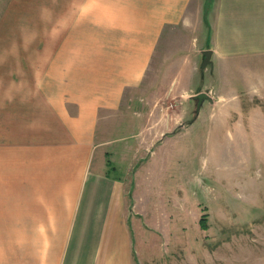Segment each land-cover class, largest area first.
<instances>
[{
	"label": "crops",
	"instance_id": "0c3cea01",
	"mask_svg": "<svg viewBox=\"0 0 264 264\" xmlns=\"http://www.w3.org/2000/svg\"><path fill=\"white\" fill-rule=\"evenodd\" d=\"M56 5L50 37L46 22L0 29V264H140L141 213L114 172L123 148L127 157L177 131L162 102L150 111L158 117L136 124L143 82L160 67L169 93L189 91L200 75L221 82L264 64V0ZM205 49L213 63L199 72Z\"/></svg>",
	"mask_w": 264,
	"mask_h": 264
},
{
	"label": "rangeland",
	"instance_id": "374dc122",
	"mask_svg": "<svg viewBox=\"0 0 264 264\" xmlns=\"http://www.w3.org/2000/svg\"><path fill=\"white\" fill-rule=\"evenodd\" d=\"M57 5L56 0H0V29L46 22L50 37L61 10ZM197 68L203 70L202 64ZM236 69L224 73L221 82L200 75L197 88L189 91L169 93L160 67L143 82L146 108L136 124L158 117L151 109L162 102L177 131L127 157L129 147L123 148V169L114 172L123 171L141 213L135 231L140 264H264V83L259 80L264 64H246L242 74ZM202 91L212 101L205 100L209 108L198 117L193 96ZM237 106L246 113H231ZM132 133L123 130V137Z\"/></svg>",
	"mask_w": 264,
	"mask_h": 264
},
{
	"label": "water",
	"instance_id": "95a60500",
	"mask_svg": "<svg viewBox=\"0 0 264 264\" xmlns=\"http://www.w3.org/2000/svg\"><path fill=\"white\" fill-rule=\"evenodd\" d=\"M212 54H213V51L211 49L203 50L204 59H203V62H202V69H204L207 66V64H209V63L212 64L213 63L212 59H211ZM193 97L195 99H198L197 110H196L197 114L199 113L201 105L203 104V102L205 100L212 101V98H211L210 94L205 92V91L199 92V93L195 94Z\"/></svg>",
	"mask_w": 264,
	"mask_h": 264
},
{
	"label": "trees",
	"instance_id": "16d2710c",
	"mask_svg": "<svg viewBox=\"0 0 264 264\" xmlns=\"http://www.w3.org/2000/svg\"><path fill=\"white\" fill-rule=\"evenodd\" d=\"M110 161V160H109ZM109 164H110V162H109ZM205 219H203V220H201V221H204ZM203 225H206L207 226V224L206 223H203Z\"/></svg>",
	"mask_w": 264,
	"mask_h": 264
}]
</instances>
